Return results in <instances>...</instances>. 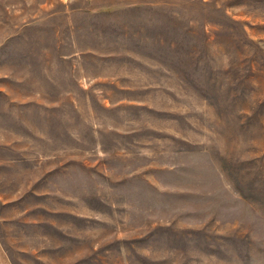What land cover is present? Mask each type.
I'll list each match as a JSON object with an SVG mask.
<instances>
[{"label":"rangeland","instance_id":"374dc122","mask_svg":"<svg viewBox=\"0 0 264 264\" xmlns=\"http://www.w3.org/2000/svg\"><path fill=\"white\" fill-rule=\"evenodd\" d=\"M0 264H264V0H0Z\"/></svg>","mask_w":264,"mask_h":264}]
</instances>
